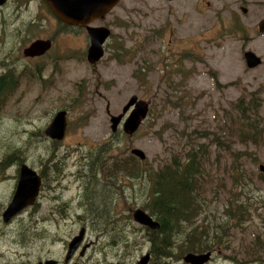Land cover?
<instances>
[{"label":"rangeland","instance_id":"1","mask_svg":"<svg viewBox=\"0 0 264 264\" xmlns=\"http://www.w3.org/2000/svg\"><path fill=\"white\" fill-rule=\"evenodd\" d=\"M37 3L27 5L28 18L35 17V26L30 24L34 19H29L26 35L15 37L16 28L12 27L13 55H22L23 48L40 34L56 37L58 51L39 63L42 68L35 72L38 76L27 69L26 81L0 112V153L6 143L24 147L23 162L37 169L52 154V160L65 164L64 176L71 178L68 182L72 184L63 191L67 198L77 192L78 183L73 177L84 167L83 154L105 161L101 166L96 164L95 175L101 178L112 174L122 179L118 181V192L104 194L101 192L109 190H99L104 185H97L100 194L96 195V202L103 204L106 200L121 213L112 216L104 231L99 229L104 226L100 217L50 215L54 186L63 181L57 177L44 181L42 203L37 208L5 222L3 212L17 186L16 179L10 178L16 173L15 165H10L9 175L0 179V264L63 260L69 242L82 227L89 235L85 242L89 244L85 249L83 244L76 252L75 257L81 258L77 264H110L117 260L140 264L153 246L148 244L147 230L140 222L134 223L131 209L142 208L151 213L148 204L152 201L153 184L148 170L169 163L173 155L185 152L194 141L208 142V138H197L198 133L216 131L227 112L235 113L233 104L243 95L250 101L258 99L261 105L251 115L259 118L264 127V35L257 31L258 22L264 18V0H121L105 18L113 35L109 50L95 68L84 60L86 31L73 32L57 26L46 8ZM244 6L248 8L246 13ZM62 30L73 35L61 36ZM121 46L128 50L127 54ZM247 49L260 55L263 64L249 68L244 59ZM65 50L78 56L65 60L61 54ZM41 76L49 81L44 82ZM133 95L149 102L148 117L134 135L126 134L122 127L113 132L111 115L120 114ZM60 109L68 111L69 126L57 150L44 142L42 131ZM232 147L248 150L259 159L254 163L243 156L247 173L252 175L251 182L243 186L234 179H220L218 163L213 161L217 148L208 147L205 167L209 171L199 197L202 214L198 224L216 226L223 244L211 249L213 255L206 264H264V175L259 177L264 173V145L241 143L236 138ZM133 148L144 150L147 158L141 160L133 155ZM233 192L238 200L233 199V208L244 205L240 208L245 213L237 214L222 229L219 222L227 221L225 206ZM115 222L123 241L127 236L137 243L123 242L114 250L118 254L103 252L96 246L101 245L107 229L113 230ZM186 231L179 236V244ZM123 250H127L125 259L120 253ZM186 254L183 251L181 257L166 258L152 254L154 259L149 257L147 264H189L184 261Z\"/></svg>","mask_w":264,"mask_h":264},{"label":"trees","instance_id":"2","mask_svg":"<svg viewBox=\"0 0 264 264\" xmlns=\"http://www.w3.org/2000/svg\"><path fill=\"white\" fill-rule=\"evenodd\" d=\"M120 49L127 54L126 48L121 46ZM260 105L258 99L250 101L245 95L239 97L233 104L235 113L230 115L227 112L216 131L205 130L198 133L197 138H208V142L194 141L185 152L173 155L169 163L165 162L155 170H148V177L153 184L152 201L148 204V208L151 210V215L160 223V228L151 231L154 237L152 250L157 258L181 257L183 251L207 252L217 244L218 246L223 244L222 235L218 233L217 236L216 226L212 228L198 224V216L202 214V202L199 197L204 191L206 173L209 171L205 167L209 160L208 147L213 145L217 148L213 161L218 163L220 179L228 178L230 181L234 179L236 184L243 186L249 184L252 175L247 173L243 156L250 158L254 163H257L259 158L248 150L234 149L232 146L236 138L241 143L252 141L264 145V127L260 126L259 118L251 115L258 111ZM23 148L6 143V147L1 150L3 161L23 162L25 159ZM263 175L264 173H261L259 177L262 178ZM213 187L215 193V186ZM233 199L237 200L235 192L228 197L225 206L227 221L219 222L222 229L226 228V222L231 223V219L237 218V214L245 213V209L240 208L244 205L233 208L235 207ZM183 231H186V234L183 243L179 244L177 240Z\"/></svg>","mask_w":264,"mask_h":264},{"label":"flooded vegetation","instance_id":"3","mask_svg":"<svg viewBox=\"0 0 264 264\" xmlns=\"http://www.w3.org/2000/svg\"><path fill=\"white\" fill-rule=\"evenodd\" d=\"M28 1L29 0H18L17 2L13 3L12 0H6L4 3L0 4V112L5 107L6 102L9 101L12 98V96L14 95V93H16L17 90L21 87L23 81L24 80L26 81L27 69H30L32 71V73H35L36 71L41 72L42 67L39 65V63L42 62L44 59L48 58V56H50L52 52L58 51L57 49H55V47L57 46V44H56L57 38L56 37L54 38L52 35L43 36V34H40L41 36H37L35 40H33L28 46H25L23 48V50H22L23 56L22 55H20V56L13 55V44H12L13 39L11 40V38H10L11 34H12V27L16 28L17 34L15 35V37H17V38L18 37L22 38V35L24 36L27 34V24H28L29 19H30V21H31V19H34L33 22H31L30 24L35 22L34 16L28 18L27 5L30 4L32 1H35V2L39 1V3H37V5L40 6V8H42V9L46 8L47 12L54 18L55 24L57 26L60 25L61 27H64L65 29L70 28V30H72L73 32L76 30H80V31L85 30L86 31L87 35L83 36V39H84L83 42H84V46H85L83 49V55H84V60L85 61L87 60L89 62V60H88V48H89L90 43H91V38H90V35L88 33L87 26L86 25L85 26H72V25H69V24L61 21L60 19L57 18V16H55V14L50 10V8L42 0H30V2H28ZM169 1H173V0H169ZM206 3L208 5H211L210 1H207ZM242 10L246 13L248 11V8L246 6H244L242 8ZM263 19L264 18H262L258 22V28H257V31L262 36L264 35V31L260 30L259 24ZM91 25L95 26V27H100V26L109 27V25L105 22V18L104 19H97V20L93 21L91 23ZM34 26H35V23H34ZM61 32H62L61 36L73 35V33L69 32L67 30H62ZM112 35H113V30H112L111 36L107 39V41L104 44L105 54L109 50L108 44L110 42V39L112 38ZM38 39H50L52 41L51 48L42 54H36V55L26 54L25 53L26 48H28L34 41H36ZM247 50H251V49H247ZM247 50L244 51V59H245L246 64H247V61L245 58V52ZM61 54L65 58V60H70L72 57L78 56V55L76 56V55L70 54L69 50H65ZM105 54L96 63H94V64L90 63V62L89 63L91 65H93L95 68L96 65L99 64V62L104 59ZM59 55H60V53H59ZM59 57H61V55ZM82 58H83V56H82ZM261 59H262V62L258 66H256V67H249L248 65L247 66L249 68H253V69L257 68L263 64V58L261 57ZM35 75L38 76L37 73H35ZM42 78H43L44 82L49 81V79H45L44 76H41V79ZM4 88H6L5 91H4ZM62 110H65V109H62ZM59 111H61V109L58 110L56 112V114ZM56 114L54 115L53 119L55 118ZM53 119H52V121H53ZM67 119H68V111H67ZM52 121H51V123H52ZM68 126H69V120H68L67 129H68ZM47 127L44 131H42L44 142L47 143L48 145H54V148H56L58 150L60 148V146L62 145V144H60V142L65 139L67 129H66V133H65L64 138L63 139H57V138H53L47 134V132H46ZM4 147H6V145ZM93 148L95 149V147H93ZM1 154H2V152L0 153V179H5L9 175L7 170L10 168V165H15V171L14 172H16V173L14 175L12 174L10 176V178L16 179L15 183H17L16 184L17 185L16 190H17L19 179H20L21 167H22V165L27 164V163H25V162L10 163V162H8V160L3 161V159H2L3 155H1ZM49 158L50 159L52 158V154L49 155ZM50 159L47 162H45L44 164H42L38 169L34 168L41 177L40 192L38 194L37 199L35 200V202L33 204L28 205V206L24 207L22 210H20L9 221L14 220L20 214L24 213L25 211H27L31 208H35V207L37 208V206L40 205V203H42L40 193H42L41 188H43L44 181L49 180L50 178L53 180L57 177H62L63 181L56 183V185L54 186V193L52 196V197H54V204L50 208V211H49L50 215L66 217L68 215L70 216L71 214L75 213L78 216H83V217H90V218L91 217H100V218H102V220L104 222L103 223L104 226H102V228H99V227L98 228L101 231H104L105 230L104 227L106 226V224L111 223L112 216H117L121 212L119 210H114L113 206L108 205L106 200L102 201L103 204H97L98 202H96L95 197L97 194H100L99 190L103 191V190L108 189L109 191L101 192L104 194L105 193H112L113 190H114V192H118V184H119L118 181L121 180L122 178L119 176L113 177V176H111L112 174H106L105 172H103V173L106 175H104L101 178H98L95 175L96 174V169H95L96 164L101 166V163H104L105 161H100V160H96V159L92 160L91 156H89L87 154H83L82 159L84 160L83 161L84 167L79 169L76 172V175H74V177H73L74 180L77 181V183H78L77 192L75 194H73L72 198H67L64 196L63 191L65 189L67 190L72 183L68 182L69 180H71V178H70V176H68V174L66 176H64L65 175V173H64L65 164L63 162H61L60 160H56V159L50 160ZM27 165H29V164H27ZM30 167H32V166H30ZM119 168L120 167H117V169H119ZM53 172H54V178H53ZM94 183L96 184V186ZM64 184H66V185H64ZM67 184H68V186H67ZM97 185H104V186H101L102 189L98 190V189H96ZM16 190H15V192H16ZM15 192L12 194V197H11L10 201L8 202L5 210L8 208L9 204L12 202L14 195H15ZM101 195H103V194H101ZM117 195L120 196V193H117ZM68 201L70 202V204ZM74 201H75V205H72ZM108 207L110 208L109 212L105 213L106 210L108 209ZM137 209H131V211H133L132 217H133L134 223H136L135 221H137V219L135 218V213H136ZM5 210H4V212H5ZM4 212H3V214H4ZM146 212L149 213L148 211H146ZM149 215H151V213H149ZM153 219L155 221H157L154 217H153ZM9 221H7V222H9ZM137 222H139V221H137ZM142 227L144 230H147V232H148V234L145 235V236H147L148 244L150 246H153L154 237H152L151 231L160 228V226L158 228H155V227H151L150 225L142 224ZM116 228H117V222H115V226L113 227V230L107 229L102 234L103 239L101 240V242L99 241L101 243V245H97L96 248L100 247L103 250V252L107 251L111 254H118L114 250L117 249L118 246L120 247L123 242H125L126 245H127V243H130L131 245H136L137 240L134 242V239L132 237L128 238L126 236L125 237L126 241H123L124 239L121 236V234H120V236H118ZM138 229H141V228H138ZM82 232H83L82 240L80 241L78 247L74 250L73 254L70 257H68L66 255L63 260L54 259V258H47L44 261L39 260L38 264L46 263L48 261H54L53 264H70L69 262H73V264H77V260H80L81 258L75 257L76 252L82 247L83 244H84V246L89 244V243H85L86 239L89 237L88 234L86 235V228L85 227H82L80 229V231L76 235H74L73 239L76 236L80 235ZM140 238H142V236H140ZM70 242H69V245H70ZM90 244L92 246L94 244V242H91ZM85 248H86V246L84 247V249ZM68 251H69V246H68ZM128 252H130V250ZM120 253L123 254V259L128 257L127 256V250H123ZM147 253L150 255V258L154 259L153 255H152V254H154L153 250H152V252L147 251ZM67 254H68V252H67ZM119 257H117V258H119ZM143 257L144 256H142L140 261L138 260L140 262V264H143L141 262ZM88 259L91 260L92 258L88 257ZM110 264H123V263L121 260H117V261L111 262ZM125 264H126V262H125Z\"/></svg>","mask_w":264,"mask_h":264},{"label":"water","instance_id":"4","mask_svg":"<svg viewBox=\"0 0 264 264\" xmlns=\"http://www.w3.org/2000/svg\"><path fill=\"white\" fill-rule=\"evenodd\" d=\"M6 0H0V4ZM50 10L61 21L72 26H87L88 33L91 38V43L88 48V60L90 63H96L105 54L104 44L111 36L112 30L107 26L95 27L91 23L97 19H104L121 0H42ZM260 30L264 31V19L259 24ZM52 46L50 39H38L34 41L25 53L29 55L42 54L48 51ZM245 58L249 67H256L261 64V57L253 50L245 52ZM149 102L133 95L127 104L124 106L120 114L112 115L111 122H113V132L119 130L122 126L126 134L134 135L145 119L149 115ZM68 125L67 111H59L52 123L47 127V134L53 138L63 139ZM131 153L141 160L147 158V154L141 148H133ZM264 169V166H261ZM41 177L37 171L27 164L22 165L20 172V179L17 190L15 192L12 202L5 210L3 217L4 221H9L24 207L35 202L40 192ZM135 218L141 224L150 225L158 228L160 226L158 221H155L149 213L140 208L136 210ZM83 232L76 236L69 245L67 256L70 257L74 250L78 247L82 240ZM150 255L143 257L142 263L147 264ZM212 257V251L203 253L188 252L184 256V261L189 264H205ZM54 261H48L40 264H53Z\"/></svg>","mask_w":264,"mask_h":264},{"label":"bare ground","instance_id":"5","mask_svg":"<svg viewBox=\"0 0 264 264\" xmlns=\"http://www.w3.org/2000/svg\"><path fill=\"white\" fill-rule=\"evenodd\" d=\"M118 131H119V130H118ZM118 131H116V132H118ZM210 251H211V250H210ZM212 255H213V252H212ZM209 261H210V260H208L207 262H209ZM207 262H206V263H207ZM206 263H205V264H206Z\"/></svg>","mask_w":264,"mask_h":264}]
</instances>
